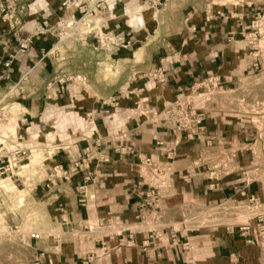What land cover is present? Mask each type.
Listing matches in <instances>:
<instances>
[{"label": "rangeland", "instance_id": "1", "mask_svg": "<svg viewBox=\"0 0 264 264\" xmlns=\"http://www.w3.org/2000/svg\"><path fill=\"white\" fill-rule=\"evenodd\" d=\"M96 1L98 4L91 8L92 3L84 0L80 12L77 9L64 11L58 6L59 12H65L64 16L56 13L57 17H52L53 19L48 25L49 16L43 15L41 23H39L40 28L30 29L31 34L19 39L18 43L27 37H31L32 41L30 35L35 38L42 36L51 38L48 49L38 55V58L42 57L47 61L42 67L51 79L48 78L42 83L39 80L32 83L33 87L44 86L45 98H42L40 103L38 100L40 107H34L32 114L25 110L24 101L28 98L25 97L23 89L25 86L29 87L30 83L29 80L26 81L22 77L5 80V86L0 90V264H41V260L50 264V261L44 257L43 247L50 241H53L54 245L57 241L64 242L65 239V242L72 243V238H75L73 225L66 226L67 230L65 229L63 232L69 234L62 238L56 221L61 215L59 212L60 203H66L68 200L60 186L68 183L72 175L76 174L79 169L87 170L89 168L91 158L88 157V154L93 149H97L98 153L100 148L106 152L108 149L104 148L108 146L113 153L120 155L126 153L125 149L123 153H120V149L125 147L124 140L121 142L116 140L119 136L118 130L111 134L113 139L108 142L102 143L96 139L92 140V145L89 143L92 139V132L95 130L97 132L98 127H103V124L106 127L112 124L116 125L120 111V108H117L118 97L115 98V101L113 98L107 100L110 104H115L116 111H113V106L112 109L110 107L109 109L106 105L98 107V111L95 113L85 112V107L78 106V104L82 105L86 99L84 96L92 95L88 90L91 85L96 88L104 86L108 88L111 85L113 88L120 82L118 77L123 75V72L131 70L128 63L123 65L116 63L121 58L130 59L126 55L136 53L134 52L135 47L131 45L134 40L133 36L128 35L127 39L125 38L121 23L125 21L133 30H140L142 28L141 16L145 8L150 7V11H154L153 8L162 4V1L142 0L141 4L148 6L131 10L127 5L123 12L116 9L117 0H113L110 6L105 1L107 7L104 0ZM31 2L32 0L27 4ZM101 2L102 6H100ZM213 3L231 4L234 8L241 9L250 2L249 0H219L213 1ZM0 6L3 10L0 14L1 18L7 11H10V8L8 3H0ZM111 6L112 11L109 9ZM232 16L237 17L236 21L240 24L235 29L234 37H227V42H230L228 41L230 38L240 42L231 48L239 55L234 56L231 61L233 65H230L228 77L222 79L218 76L224 91L219 95H214L209 100L207 107H216L226 115L224 116L226 117L225 121L230 124H226V128L223 130L215 129L224 131L221 133L225 138L232 135V127L236 124L237 128L233 133H238L242 138L241 148L249 146L256 158V164L261 168L259 160L261 156L256 150L264 149V2L261 1L256 7L250 6L249 12H239L238 15L233 12L230 17ZM75 20H78L77 25L70 26L69 22ZM118 21H121L120 24ZM42 23H44L43 26ZM189 27L191 28V26ZM152 49L146 48L145 55L152 53ZM183 49H173L168 56L159 57L158 61L166 58L171 62V65L175 61L186 63L187 57L183 53ZM15 55H27V50H24L23 53L16 51L11 54L4 63L3 70L10 69L11 60L14 59L11 56ZM105 56H110L114 61L111 67V79L98 76L97 71L93 73L95 72L93 61H100L99 69L102 70ZM133 57H135L133 66L139 64L141 56L137 53ZM26 70L19 68L18 71L25 72ZM149 73L140 75L133 73L135 75L122 86L124 92L131 93V96H126V99L137 98L140 92L152 93L162 88L156 83L146 80ZM84 75L90 76V78L85 79ZM206 75L217 76L205 73L195 77L193 81L206 77ZM191 84L182 95L175 98L185 96ZM40 93L38 90V96ZM77 93L83 96H76ZM57 95L62 97L60 105H56ZM111 116L115 119H110ZM212 130L214 129L210 130L205 126L204 137L209 141L210 146H208L210 148L218 146L219 150H222L220 147H223L228 151L224 149L227 154L223 152V161L220 160L222 161L220 164V161L217 163V161L212 162L207 159L213 158L214 152L209 151L206 155H202L204 163L202 166H206L209 170L208 180L210 183L208 186L215 185L218 181L216 172H226L231 163L230 147L220 140L217 144ZM205 142L203 140L204 148ZM152 146L154 147V143ZM115 149L117 152H114ZM78 152H84L82 158L68 157ZM128 164L132 166L140 181L145 179L146 170L140 165L137 157L128 161ZM84 178L88 179L87 176ZM263 178L264 169L260 171V175L256 173V181H261ZM217 189L219 188H208V191ZM238 196L239 199H234V203L236 202L233 205L234 208L223 205L215 210V204L209 203L202 207L198 205L196 209H192L191 216L186 223L181 222L180 225L173 224L168 227L164 226V228L153 216L144 217L140 221L138 206L141 203V197L138 196L135 215L138 225L136 226L139 227L138 230L142 229L147 234L140 242L141 252H145L146 249L170 248L177 245L187 247L185 243L180 244L181 240L176 237L177 231L182 229L179 226L185 229L191 227L193 231H196L195 235L203 228H220L228 234L235 233L244 247L257 251L259 261L264 264V194L247 196L241 191ZM250 197L256 199L257 202L247 203ZM76 199L79 202L78 205L83 204L82 199ZM224 201L230 202L227 198ZM155 216L159 217L158 213ZM174 216L179 218L176 214ZM176 222H180V220ZM85 227L87 228L82 229L80 234H75L79 236L80 245L84 247L81 251H86L87 243L85 241L90 240V237L84 234L88 233V228L95 231L103 229V225H99V223H90ZM238 227L248 229L244 231L246 236H242L243 231L237 229ZM111 232L115 233L114 229ZM125 233L126 239L121 237L122 233L110 235L111 237L117 236V241L109 248V256L104 252L105 254L98 258L100 263H103L104 260L108 263L114 249L134 245L132 234ZM258 234L261 237L258 238ZM252 236H255L256 239L254 240ZM248 239L251 240V244L245 243ZM96 241L100 242L101 239L97 238ZM79 255L82 257L81 264H90L92 259L96 258L93 254L86 252ZM155 258L158 259L159 256L155 255ZM229 258L226 264H244L243 261L236 263L235 260L232 261Z\"/></svg>", "mask_w": 264, "mask_h": 264}, {"label": "crops", "instance_id": "2", "mask_svg": "<svg viewBox=\"0 0 264 264\" xmlns=\"http://www.w3.org/2000/svg\"><path fill=\"white\" fill-rule=\"evenodd\" d=\"M29 1L0 0V3H8L10 8V11L0 18V90L5 86L4 81L7 79L22 77L26 81L29 80V87L25 86L23 89L25 97L28 98L24 101V107L29 114H32L34 107H40L38 100L40 103V100L45 98L44 86L33 87L32 83L38 80L42 83L49 78L42 67L47 61L41 56L38 58V55L48 49L51 38L49 36L35 38L30 35L32 41L27 49V55L11 56L14 59L11 60L9 70H3V66L8 57L16 53L19 39L31 34L30 29L40 26L43 15L49 16L47 20L49 25L52 17H57L56 13L64 16L65 12L58 11L60 0H32L27 4ZM105 1L109 6L112 5L113 0ZM161 1L162 4L153 8L154 11H150V7L147 8L148 10L145 8L141 16L142 28L140 30H133L125 21L121 23L125 38L127 39L128 35L133 36L134 40L131 45L135 47L134 52L136 53L126 55L130 59L121 58L116 63L120 65L128 63L131 70L123 72V75L118 77L120 82L113 88L111 85L108 88L105 86L96 88L91 85L88 90L92 95L84 96L85 101L82 105L78 104V106L85 107V112L95 113L98 107L107 105L108 108L112 106L114 108L115 104H110L107 100L113 98L115 101L118 97L117 108H120V111L116 125L106 127L103 124V127H98L97 132L96 130L92 132V139L89 143L92 145L96 139L102 143L108 142L113 139L111 134L118 130L119 134L125 135L126 153L124 155L113 153L108 146L104 148L108 149L106 152L101 148L99 153L96 152L97 149H93L88 154L91 158L89 168L79 169L68 183L60 186L68 200L66 203H60L61 215L56 221L62 238L69 234L63 232L67 230V225H73L75 238H72V243L65 242V239L64 242L57 241L54 245L53 241H50L43 247L44 257L50 261V264H81L82 257L79 254L84 252L96 257L90 264H226L228 257L236 263L243 261L244 264H261L257 251L244 247L235 233L228 234L220 228H203L195 235L196 231H193L191 227L185 229L179 226L182 229L177 231L176 237L181 240L180 244L185 243L187 247L177 245L170 248L146 249L145 252H141L139 248L140 242L147 235L142 229L138 230L139 227L136 226L138 224L135 221L138 193L143 191L144 187L128 161L134 160L137 156L154 158L153 143L158 139L169 138L167 134L169 123L161 115L162 108L171 103L175 97L182 95L195 77L205 73L217 75L222 79L228 77L231 61L234 56L239 55L231 48L240 43L232 38L228 40L230 42H227V37H234L235 29L240 24L236 21L237 17H230V15L233 12L237 15L239 12H249L250 6L256 7L261 1L264 2V0H249L250 3L240 9L234 8L231 4L213 3L219 0ZM141 3L142 0H119V2L117 0L115 6L122 12L127 5L131 10L148 6ZM120 22L118 21V24ZM189 26L194 28L193 32L190 31ZM146 48H153V52L145 55ZM178 48H184L186 63L175 62L169 66L167 84L164 88L152 93L140 92L138 94L140 98L137 96V98L126 99V96H131V93L124 92L122 86L127 84L126 82L133 75L151 72L157 66L159 57L168 56L173 49ZM137 53L141 56V61L133 66V59H135L133 56ZM113 62L110 56H105L102 70H100L101 62L93 61L95 65L93 73L97 71L98 76L111 79ZM19 68L27 70L21 72L18 71ZM77 73L80 74V72ZM84 77L85 79L90 78L87 75ZM38 90L41 92L39 96ZM76 96L83 95L77 93ZM61 99V96H56V105L62 104ZM19 104L21 105L20 102ZM113 111L116 109L114 108ZM224 116L226 115L216 107H207L206 128L214 129L212 131H214L215 142L220 140L226 143L232 153L230 156H233L226 172H216L218 174L216 184L219 189L208 191L209 170L206 166H202L204 165L202 143L181 144L170 162L172 174L156 212L159 215L158 223L163 228L173 224L180 225L181 222L186 223L191 216L192 209H196L198 205L200 207L209 205V203L216 205L227 198L230 202L225 201L224 205L234 208L233 205L236 203L234 199H239L238 195L241 191L247 196L264 194V178L256 181V173L260 175V171L264 169V149L256 150L261 156L260 168L256 164L251 148L249 146L241 148L242 138L238 133H233L237 128L236 124L232 127V135L226 138L224 131L215 130L218 128L223 130L226 124H230L225 121ZM113 118L110 117L112 120ZM83 153L78 152L68 157L80 159ZM102 159H107V161L103 162ZM85 176L88 177L87 180ZM76 198L82 199L83 204L78 205ZM178 220L180 222H176ZM90 223L103 225L101 229L103 231L88 228V233L84 234L90 237V240L85 241L86 251H81L84 247L80 245L81 239L79 240V236L75 234H80L82 229L87 228L85 226ZM112 229L115 233L111 232ZM118 232L122 233L123 239L127 238L125 232H130L134 245L114 249L112 253L110 252L109 262L106 263L104 260L100 263L98 258L102 254L106 253L109 256V248L117 241L118 237L115 235L119 234ZM113 234H115L114 237H111L110 235ZM97 238L101 241H96ZM155 255L159 258H155ZM41 264H46V262L41 260Z\"/></svg>", "mask_w": 264, "mask_h": 264}, {"label": "built area", "instance_id": "3", "mask_svg": "<svg viewBox=\"0 0 264 264\" xmlns=\"http://www.w3.org/2000/svg\"><path fill=\"white\" fill-rule=\"evenodd\" d=\"M60 1L61 2L59 4V7L62 8L64 11H67L69 9H77L80 12L81 5L83 4L84 0ZM86 1L92 3L91 8L98 4L96 0ZM100 6H102V2ZM109 9L110 11H112V6ZM2 12L3 10L0 6V14ZM77 23L78 20L69 22L70 26H76ZM43 25L44 23H42V26ZM189 29L191 32L194 31L193 27ZM30 43L31 37H27L25 40L18 43L17 51L23 53L24 50H27L29 48ZM170 65L171 62H169L168 59H160L157 63V66L146 76V80L151 81L152 83H156L162 88L165 87L167 84L168 77L167 72ZM76 80H78V78H76ZM223 91L224 90L222 89L218 76L206 75V77L195 79L192 82L191 86L188 88L185 96L175 98L170 104L162 108V117L169 123V127L167 129V134L169 138L166 140L158 139L154 142V158H152L151 156H137L140 165L146 170L145 179H141V183L145 190L143 192L138 193V196L141 197V203L138 206V208L140 209V221H142L144 217L149 218L150 216H153V218L155 217L156 220L159 219L158 216H155L156 210H158V203L161 200L162 194L168 186V182L172 174L170 162L175 157V151L178 146L183 143L203 144V140H205V148L202 147L204 148L202 154L206 155L207 152L212 151L215 153V155L211 159L207 158L208 160L212 162L217 161V163L220 160L223 161V152H226L227 154V151H224V149L219 150L218 146L210 148L209 141H207V138L204 137L205 120L207 116V106L209 100L214 95H219L223 93ZM116 140L118 142L123 141L124 135L119 134ZM124 149L125 148L120 149V153H123ZM114 152H117V149H115ZM229 157L231 159L233 156ZM102 161L106 162L107 159H102ZM222 161H220L219 164ZM208 188H217V184L215 183V185H209ZM251 202L255 203L257 201L253 197H250L247 203ZM224 204L225 201L215 205L214 209L217 210L221 208ZM143 207L147 208L143 210ZM237 229L243 231L242 236H246V234L244 233V231H246L247 229L246 227H238ZM252 237L254 240L256 239L255 236ZM259 237H261L260 234H258V238ZM245 243L251 244V240L248 239Z\"/></svg>", "mask_w": 264, "mask_h": 264}]
</instances>
